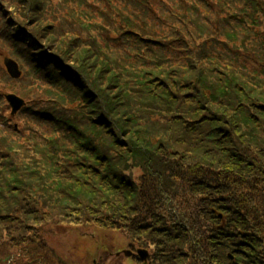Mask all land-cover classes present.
Listing matches in <instances>:
<instances>
[{"label": "trees", "instance_id": "1", "mask_svg": "<svg viewBox=\"0 0 264 264\" xmlns=\"http://www.w3.org/2000/svg\"><path fill=\"white\" fill-rule=\"evenodd\" d=\"M3 5L23 77L0 68V264H55L50 225L150 264H264V0ZM17 84L37 90L12 117Z\"/></svg>", "mask_w": 264, "mask_h": 264}, {"label": "rangeland", "instance_id": "2", "mask_svg": "<svg viewBox=\"0 0 264 264\" xmlns=\"http://www.w3.org/2000/svg\"><path fill=\"white\" fill-rule=\"evenodd\" d=\"M58 0H54V4H57ZM8 7V4H6ZM0 12L1 17H8L10 10L4 9ZM42 11V10H41ZM47 13V12H46ZM28 16V15H27ZM30 16V15H29ZM71 22L72 18L68 17ZM11 22V28L15 31H19L21 24H18L14 20L8 19ZM38 20V19H37ZM27 22V19H25ZM34 19H29V24L32 25ZM46 22V19L44 20ZM58 22V21H57ZM43 21L39 20L35 23L36 27H44ZM59 23V22H58ZM4 27L0 23V29ZM46 28V27H45ZM45 28H40L37 31H42ZM24 40L30 41L35 46L34 38H31L27 32L19 35ZM31 38V39H30ZM9 49L5 47L0 41V68L6 70L4 66V59L9 55ZM11 57V56H10ZM14 57V55H13ZM12 57V58H13ZM16 60V58L14 57ZM17 61V60H16ZM20 65V64H19ZM23 77V75H22ZM21 77V78H22ZM20 78V79H21ZM36 84H31L25 90L21 88V84L16 86H5L2 90V94L13 92L20 96L24 100L33 98L34 92H36ZM27 103V102H26ZM45 238L48 241L52 253L55 256V264H137L138 262H132L123 253L116 255L120 250L134 249L138 247L135 242H129L123 233L115 232L113 230L104 229H84V228H72L70 226H52L47 228ZM141 248V247H139ZM145 249V248H144Z\"/></svg>", "mask_w": 264, "mask_h": 264}, {"label": "water", "instance_id": "3", "mask_svg": "<svg viewBox=\"0 0 264 264\" xmlns=\"http://www.w3.org/2000/svg\"><path fill=\"white\" fill-rule=\"evenodd\" d=\"M5 63L8 67L9 72L12 74L13 77H19L20 76V71L18 65L13 62L10 59H6ZM7 99L11 103L13 107V112L16 113L24 104V100L16 96L15 94H8ZM142 258L145 260L143 264H148L147 262V252L145 251H140Z\"/></svg>", "mask_w": 264, "mask_h": 264}]
</instances>
